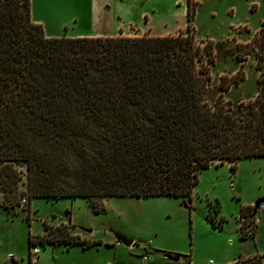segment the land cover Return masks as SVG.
<instances>
[{
    "label": "trees",
    "instance_id": "1",
    "mask_svg": "<svg viewBox=\"0 0 264 264\" xmlns=\"http://www.w3.org/2000/svg\"><path fill=\"white\" fill-rule=\"evenodd\" d=\"M196 14L188 0L190 23L178 35L48 37L33 20L32 0H0L4 208L22 198L19 165L26 167L29 202L81 197L94 205L112 197L192 199L201 173L214 163L229 161L235 172L240 161L264 157V22L245 45L256 50L257 96L233 102L220 94L212 104L207 93L216 48L197 40ZM216 204L207 216L215 227L224 221L213 216L220 213ZM246 208L255 212L245 207L242 213ZM71 228L46 225L47 233L30 235L29 249L101 243ZM250 235L255 230L241 225V238Z\"/></svg>",
    "mask_w": 264,
    "mask_h": 264
},
{
    "label": "rangeland",
    "instance_id": "2",
    "mask_svg": "<svg viewBox=\"0 0 264 264\" xmlns=\"http://www.w3.org/2000/svg\"><path fill=\"white\" fill-rule=\"evenodd\" d=\"M193 1L197 14L195 23L192 21L191 24L196 38L203 44L212 41L216 48L215 63L209 66L211 80L207 100L213 104L220 94L233 102L256 97L260 77L256 50L248 51L250 49L245 45L253 41L262 27L264 0ZM53 6L55 4L48 0H32L34 16L36 19L47 17L49 31L66 36L90 30L86 20L76 25L70 23L68 30L58 27L72 15H84L86 12L69 9L50 12ZM178 7L182 10L183 4ZM54 15L61 18H57V23L50 19ZM148 28L149 23L142 27L130 25L118 36H152ZM169 31L170 35H178L181 25ZM236 81L239 83H234ZM232 165L229 161L216 162L204 170L192 199L174 196L112 197L95 199L94 205L81 197L74 200L34 198L29 202L26 167L19 165L23 175L18 186L22 194L19 205L13 210L4 208L5 200L0 191V264H30V252L32 264H107L109 261L144 264L141 255L146 252L151 256L148 264H189V259L195 264H200L198 261L201 264L210 261L222 264L239 259L241 255L250 257L254 254L258 255L254 262L247 264H257L260 260L264 264V220L257 244L254 240L241 241L239 235L240 224L244 225L245 232L255 230L257 225V215H252V208H246L243 213L242 209L246 204L264 198V157L240 161L235 172L231 170ZM217 201L221 206L220 213L215 214L213 210V216L216 221L221 218L224 221L215 227L207 216L209 204L215 207ZM69 217L77 227L72 225ZM66 220L68 223H64ZM57 222L72 227V232H78L82 239L85 236L92 241L102 240L96 244L102 246L89 250L75 247L68 251L63 246L38 245L40 254L38 246L30 250V235L47 233L46 225L49 228L62 225H53ZM116 235L133 240V246L122 245L116 250ZM107 241L110 243L106 244ZM172 253L179 257L178 261L166 259L167 254Z\"/></svg>",
    "mask_w": 264,
    "mask_h": 264
},
{
    "label": "crops",
    "instance_id": "3",
    "mask_svg": "<svg viewBox=\"0 0 264 264\" xmlns=\"http://www.w3.org/2000/svg\"><path fill=\"white\" fill-rule=\"evenodd\" d=\"M48 1L51 4H55V6L50 8V12H52L53 10H68V9L74 11L78 10L80 13L86 12L84 15L74 14L71 17H69L66 21H64L62 25L60 26L56 25L60 28L65 27L68 30L70 23L76 25L78 24V22L85 20L89 23L90 30L88 31H82L76 34H66L67 37H71V38L116 37L121 33V31L124 28H127L130 25L142 27L143 24H147V23H149L150 28L148 29L151 30L153 37H165V36H170L169 30L172 28H176L177 25L179 26V24L181 25V31H187V28L190 23L188 19V0H59V3L57 0H48ZM182 4H183V9L182 10L178 9L179 8L178 6ZM50 17H52L50 19L53 22L55 21L56 23L58 20L57 18H59V20L61 19L60 17H57L55 15ZM33 20L35 21V23L41 24L44 27L45 33L48 37L64 36L63 33L49 31V28H47V24H48L47 17L36 19V17L33 14ZM194 20L195 19H193V22L195 23ZM74 28H76V26ZM254 205L255 202L248 203L246 204V207H254ZM9 210H13V209H9ZM252 215H254V212ZM256 215L258 218V222L255 227V235L252 237L250 235L247 238H241V241L254 240L255 243L257 244L256 242L257 238L260 237L262 231L260 225L264 220V204L259 208ZM70 218L71 217H69L68 220H70ZM70 221H72V218ZM64 223H68L67 220L64 221ZM59 224L62 223L60 222H57L55 224L53 223V225H59ZM72 225H75V227H77L73 221H72ZM240 228H241V224H240ZM75 235H79V233L75 232ZM83 239H88V238L83 236ZM94 241H98V240H94ZM105 243L108 244L110 242L107 241ZM111 243L114 244L115 242H111ZM122 245L126 247L133 246V244L131 246H127L122 242H119L116 238V245H114V248L118 250ZM52 246L54 247L63 246L68 251H71L75 247L83 248L81 245H74L69 249L65 245H52ZM96 246H102V245H94L91 247H96ZM91 247L83 248V249L89 250ZM37 250L39 251L40 254L41 252L39 246L37 247ZM146 254H150V252H146ZM141 256H142V263L144 264L150 263V261L144 262L143 261L144 255ZM256 256L258 255L254 254L250 257L249 256L242 257L241 255L239 259L242 261L248 260V262L245 261L246 263L244 262L242 263V264H247L249 262H254V258H256ZM172 257H176V256L173 255L172 253ZM166 259L174 261L171 258L166 257ZM239 259H235L232 262L224 261L222 262V264H234ZM188 262L189 264H195L192 261V259H189ZM198 262H200L201 264V261ZM107 264H117V263L116 261L115 262L109 261L107 262ZM213 264L215 263L213 262Z\"/></svg>",
    "mask_w": 264,
    "mask_h": 264
},
{
    "label": "water",
    "instance_id": "4",
    "mask_svg": "<svg viewBox=\"0 0 264 264\" xmlns=\"http://www.w3.org/2000/svg\"><path fill=\"white\" fill-rule=\"evenodd\" d=\"M264 204V198L262 199H258L256 202H255V212H257V210H259V208ZM116 238L119 242H122L123 244L127 245V246H131L133 244V240H128L126 237L122 236V235H116ZM167 257L168 258H171L172 260L174 261H178L179 260V257H172V254H167Z\"/></svg>",
    "mask_w": 264,
    "mask_h": 264
},
{
    "label": "built area",
    "instance_id": "5",
    "mask_svg": "<svg viewBox=\"0 0 264 264\" xmlns=\"http://www.w3.org/2000/svg\"><path fill=\"white\" fill-rule=\"evenodd\" d=\"M257 222H258V218H257ZM150 260H151V256H150L149 254H145V255L143 256V261H144V262H148V261H150ZM209 264H213V262L210 261Z\"/></svg>",
    "mask_w": 264,
    "mask_h": 264
}]
</instances>
